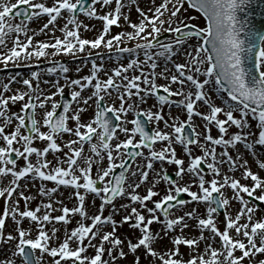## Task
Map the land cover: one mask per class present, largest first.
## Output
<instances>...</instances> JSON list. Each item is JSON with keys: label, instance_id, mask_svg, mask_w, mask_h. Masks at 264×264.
Masks as SVG:
<instances>
[{"label": "snow or ice", "instance_id": "6c2138e0", "mask_svg": "<svg viewBox=\"0 0 264 264\" xmlns=\"http://www.w3.org/2000/svg\"><path fill=\"white\" fill-rule=\"evenodd\" d=\"M147 3L145 9L138 0H91L87 7L85 0H51V3L0 0V46L7 48V41L12 38L11 48L0 51V63L5 67L9 62L21 66L22 61H39L41 57L61 54L75 58L78 53L87 52L88 56L103 58L100 52L92 51L102 46L109 53L115 52L117 56L128 53L130 57L127 64L111 69L110 75L105 72L107 78L103 80L98 73L104 65L93 60L89 75L78 79L64 75V85L59 80L44 81L55 88L47 94L39 86L41 74L36 71L31 72V78L20 81L25 91L4 94L10 91L9 84L16 80L15 76L3 84L0 182L8 180V184L0 188V197L4 198L0 242L10 245V255L0 260V264H17V258L19 264H117L129 255L131 264H142L143 257L150 258L149 264H264V177L260 175L264 172V30L256 28L247 15L244 18L238 15L252 0H160L159 3L147 0ZM96 5H100L101 12ZM130 5L138 13L136 22L130 19ZM189 9L203 16L204 26L193 23L197 17ZM77 12L103 22L95 39L81 37L80 28L88 30V25L78 20ZM42 17H47L46 22L32 29L30 24ZM17 18L18 23L14 22ZM121 18L131 31L105 39L112 26H120ZM58 19L66 20L59 28L63 38L54 35ZM49 25L53 27L49 29ZM46 29L53 32L51 40L34 42L36 35L47 34ZM29 32L32 34L28 35ZM165 34L168 42H161ZM126 40L136 43L133 47H121ZM181 53L187 59L175 62L173 56ZM141 54L143 59L139 58ZM161 57L171 62L172 68L165 65L157 73V60ZM49 63L51 66L46 69L49 75L70 71L63 63L55 60ZM145 67L151 71L145 73ZM130 69H138L140 74L129 76ZM158 76L167 83L158 84ZM33 81L37 82L35 86ZM65 87L73 89L71 98L77 105L74 109L69 102L61 105L54 99L63 96ZM86 88L91 92L83 96ZM217 95L222 97L221 104L215 101ZM148 98H154L156 103L152 108L141 109L139 105L147 103ZM21 101L19 111L13 112L11 105ZM90 105H94L93 115L82 122L81 113ZM173 106L186 118L173 115ZM61 107L62 111H58ZM38 109L43 110L39 118ZM220 114L226 119H221ZM194 117H199L202 125L196 124ZM70 120L75 122L73 126H69ZM148 125L153 127L148 129ZM213 126L218 129L217 137L211 134ZM232 126L237 131L229 134L228 128ZM9 127L12 130L6 131ZM198 127L203 131H197ZM119 133L124 134L123 140ZM65 135L69 139L63 145L57 143ZM37 140L45 142V146H34ZM158 142L161 146L156 150ZM174 145L182 147L187 162L178 157ZM193 146L200 155L193 154ZM217 146L222 148L219 154ZM62 147L68 151L53 164L47 159L48 154L59 153ZM229 149H235L236 154ZM249 154L259 171H252L246 158ZM33 155L35 162L30 159ZM20 159L22 165L18 164ZM156 162L161 165L159 170L154 167ZM165 164L175 166V178L168 174ZM225 166L227 170L222 171ZM237 171L240 179L229 175ZM150 173H155L153 179ZM27 179L54 182L56 187L39 188L41 196L51 197L61 185L74 189L76 205L57 209L50 199L30 209L28 202L33 197L18 191L26 187L20 181ZM241 179H250L252 183L242 184ZM161 182L167 187L157 191ZM142 185H148L143 195L137 192ZM89 194L93 196V204L97 198L100 200L97 212L92 215L85 204ZM184 194L190 200L183 199ZM118 198H126L128 203L117 206ZM20 200L24 201L23 210ZM233 200L239 204L234 216L227 211ZM189 203L198 207L185 210ZM199 206L203 207V213ZM41 208L44 212L38 215ZM106 208L111 209L108 215H104ZM219 210H224L223 231L217 226ZM53 211L62 214L53 217ZM73 215L80 218L77 226L70 234L65 232L58 246H52L58 230L53 227L49 234L45 225L52 221L66 225ZM117 215L119 220L115 218ZM9 218L13 228L5 233ZM25 220L29 221V227L22 226ZM154 224L160 225L159 231L153 229ZM125 225L132 231L118 234V229ZM191 229H195L194 235L186 232ZM166 238L167 243H162ZM217 242L219 247H214ZM181 246L188 249L186 260L182 258ZM88 248L94 249V254L86 255ZM105 255L108 259H104Z\"/></svg>", "mask_w": 264, "mask_h": 264}, {"label": "rangeland", "instance_id": "374dc122", "mask_svg": "<svg viewBox=\"0 0 264 264\" xmlns=\"http://www.w3.org/2000/svg\"><path fill=\"white\" fill-rule=\"evenodd\" d=\"M159 2H160V0H157V3H159ZM49 3H51V2H49ZM138 3H139V5H140L141 8H145V9H147V7L149 6L148 3H147V0H138ZM185 6L187 7V5H185ZM95 7L97 8V11H98V12H101L100 5H96ZM130 7H131V12L129 13V15H130V19H131L133 22H136V21L138 20V13H136L134 7H132L131 5H130ZM103 11H107V9H104ZM189 12H191L192 16H195V17L199 18V24H197V20H194V21H193L194 24H197V25H199V26H204L203 19L200 17V15H199L197 12H195V11H193V10H191V9H189ZM79 16H80V17H79ZM78 20H79V21H82L84 25H88V27H89V26H95V25L97 24V26H95V29H94V27H91V28H93V29L90 28V29H88V30H85L84 33L81 32V31H82V27H81V28H80V29H81V30H80V33H82V34H80V35H81L82 38L92 40V39H95V38L100 34V31H101L102 26H103V22H102L101 20H99V19H90V18L84 16L82 13H79V14H78ZM65 21H66V20H65ZM14 22L18 23V20L16 19ZM119 24H120L119 27H117V26H112V28H111V30H110V34H109V36L105 37V39H108V38H110V36H114V35H116L117 33H119V32H123V31H125V30H129V31H131V29L128 28L127 24L124 22V20H123L122 18H121ZM69 26H70L69 28L72 27V25H69ZM97 31H98V32H97ZM31 34H32L31 32L28 33V35H31ZM97 34H98V35H97ZM58 36H59V35H58ZM58 36H57V37H58ZM20 38L23 40V39H24V36H22V37H20ZM163 42H168V39L165 40V41H163ZM135 43H136L135 41H127V40H126V41H125L123 44H121L120 46H121V47H125V46H127V47H133ZM10 48H11V47H10ZM97 52H100V53H101V56H102L103 58L98 57V56H95V55H93V56H88V55H87V52H85V53H79V54H78V57H76L75 59L71 58V60H67V61H62V62H60V63H63V64H65L66 66L69 67L70 71H69L67 74H59V75H57V76L49 77V78L46 77V76L44 75L43 77H41L40 81L43 80L42 83L45 84L44 81H56V80H59L60 84H61V85H64V84H65V80H64V78H63L64 75H67V77L70 79L71 71H72L73 68L78 67V66L81 65V64H86V65H85V68H87V66L89 67L90 65H92V61H93V60H95V62L99 65V64L101 63V60H104L105 57H108V56H112V55H113V53H109L108 50H107L106 48H103V46H102L100 49H97ZM123 55H124V56H120V57H117V59H115L116 64H114V65L110 68V70L113 69L114 67H117L119 64H127V63H128V61H129V59H130L129 54H128V53H124ZM139 58H140V59H143V55L141 54ZM172 59H173L175 62H184V60H186L187 57L184 56V55L181 53V54L178 55V56H173ZM157 63H158V65H159L158 68H161L159 71H163L165 65H167V67H169V68H172V63H171V62H168V61H165L163 57L159 58V59L157 60ZM32 65H33V66H29V69L32 70V71H37V72H46V69H47L48 67L51 66L50 63H41V64H32ZM158 68L156 69V72H157ZM1 70H3V71L6 70V67H5V68H2V69L0 68V71H1ZM144 71H145V73H148V72H150L151 70H150L149 68L145 67V68H144ZM159 71H158V72H159ZM8 72H9V71H8ZM10 72H11V71H10ZM139 74H140V72H139L138 69H137V70H132V69H130V70L128 71V73H127V75H129V76H132V75H139ZM49 76H51V75H49ZM20 81H21V80H19V84H18V85L21 86V87H25ZM157 83H158V84H165V83H167V81H165V80H163V81L161 80V81H160V79L157 78ZM33 84H35V83L33 82ZM51 85H52V84H51ZM173 87H176V86L174 85ZM46 88H48V87H46ZM67 88H68V89L64 88V92H66V93H64V94H67V95H69V96L71 97V91H72L73 89L70 88V87H67ZM25 90H26V89H24V90H22V91H25ZM47 90H49V91L44 92L45 94H47V93H49V92H54V91H55V88L52 87L51 89H47ZM89 90H90V92H91V89H89ZM87 91H88V88H86V89L82 92V95L84 96V95L87 93ZM88 95H89V94H88ZM60 97H61V96H56V97H54V99L57 100V101H59V100H60ZM115 97H116V93H113L112 100H115ZM133 99L135 100L136 98L133 97ZM173 99L175 100V99H178V98L173 97ZM112 100H109L108 102L111 103ZM215 101H216L217 104H221V103H222V97H221L220 95H217V96L215 97ZM22 103H23V101L20 102V105H21ZM116 103H117V106H118L119 101L117 100ZM153 103H154V104L156 103L155 99H154V98H148L147 103L140 104L139 107H140L141 109H148V105H151V104H153ZM48 107L50 108V105H49ZM76 107H77V105L75 104V102L72 101L71 108L74 109V108H76ZM90 108H91L90 112H89V111H87V112L85 111L83 114H81L82 122H87V121L89 120V118L93 115V112H94V105H90ZM17 110L19 111V108H18ZM40 110H41V109H38V110H37V118L40 117V114H39ZM201 110H203V109H201ZM164 111H165V113H166V112L168 111V108L165 107ZM178 111H179V112H178ZM172 113H173V115H179V114L181 113V115H179L180 118H181V119H185V118H186V117H185V114H184L183 112H181L179 109H177L175 106L172 107ZM71 114H72V112H71V110H70L69 115H71ZM234 115H238V113H234ZM132 118H133V114L130 113V114L128 115V119L131 120ZM220 118H221V119H226V117H224L223 114H220ZM194 122H195L196 124H198V125H202V121L200 120L199 117H194ZM70 123H71V124H70ZM74 123H75L74 121H71V120H70V121H69V126H73ZM252 123H253V126L255 127V121H252ZM149 126H150V128L153 127V125H149ZM128 127L131 128L132 125L129 124ZM160 127H161V128L164 127V126H163V123L160 124ZM11 130H12V128L9 127V128H8V131H11ZM42 130H45V129H42ZM165 130H167V129H165ZM22 131H24V130L22 129ZM197 131H203V128H202V127H198V128H197ZM235 131H237V129H236L234 126L228 128V133H229V134H231V133H233V132H235ZM211 134H212L214 137H217V136L219 135V133H218V129H217L215 126H213V127L211 128ZM119 136H120V139H121V140L124 139V134H123V133H119ZM65 137H66V139H69V137H68L67 135H65L64 138H65ZM226 138H227V136H226ZM137 139H138V137H137ZM38 141H39V140H37V142H38ZM39 142H40V143H44L43 141H39ZM57 142H61V140L58 139ZM34 146H36V147H38V148H41V146H40V145L37 146V144L34 145ZM160 146H161V145H160V143L158 142V144L155 146V147H156V150H159ZM177 146L180 148V151H179L178 154H177L178 157L185 159V161L187 162V157L184 155L183 150H182V147L179 146V145H177ZM14 147H19V145H17V146L14 145ZM67 151H68L67 149H66V150H63V151H61L60 153H57V155H56V154H53V153L50 152V153L48 154V156H47V159L50 160V161H52L53 164H55L57 159H63V158H64L63 154H64V152H67ZM221 151H222V148H221L220 146H217V153L219 154ZM229 151H230L233 155L236 154V153H235V149H229ZM145 152H146V150H145ZM87 154H89V153L87 152L86 155H87ZM193 154H194V155H200L201 153H200V151H199L198 148H195V147L193 146ZM246 158L249 160V165H250V167L252 168V171H253V172H257V171H259V169L256 167V165H255V163H254V161H253L252 156L249 154V155L246 156ZM30 159L33 160V162H35V156H34V155H33L32 157H30ZM106 163H107V162L104 161V164H105V165H106ZM18 164L22 165V164H23V160L20 159V160L18 161ZM64 166H66V165H64ZM154 167H155L157 170H159V168L161 167V165H160L159 162H156V165H155ZM163 167L167 170V172H172L173 174H175V166H174V165L165 164V165H163ZM226 170H227V166H225L224 169H223L222 171H226ZM95 171H96V166L93 168V176L95 175ZM205 172H207V169L205 170ZM154 174H155V173H154ZM151 175H152V174L150 173V179H151ZM229 175H235L236 178L240 179V172H239V171H237V172H235V173H229ZM260 175H261L262 177H264V172H260ZM206 178H210V177L206 175ZM0 183H2V182H0ZM20 183H21L22 185H26V187H22V188H20V190L18 189V191H23L25 195H27V196H32V197H33V199H32L31 201L28 202V207H29L30 209H34L37 205H40V204L44 203V200H47L46 203H48L50 199H51V201H52V203H53V206H54L55 208H57V209H60L62 206H67V207H69V208H72V207H74V206L76 205V200H75V197H74V196H72V199H71V200L67 199V198L70 197V194H71V192L73 191V190H71L70 188L63 187V186L61 185V186H59L58 191L63 190V191L65 192V190H67V191H68V192L66 191L67 193H65V194L63 193V194H62V193H59V192L57 191L56 193H53V194L51 195V197H48V196H41L40 193H39V188H40L42 185H43L45 188L56 187V185L54 184V182H52V181H41V180H39V179H27V180H21ZM241 183H242V184H248V185H251L252 182H251L250 179H249V180H243V179H241ZM2 185H3V184H2ZM142 186H143V185H142ZM142 186H141V187H142ZM147 186H148V185H147ZM147 186L142 187V188L140 187L139 189H137V192H139V193L142 194V195L145 194V193H146V187H147ZM165 187H167V185L164 184L163 182H161V184L157 186L156 190H157V191H162V189L165 188ZM0 188H2V187H0ZM3 188H4V187H3ZM192 190L195 191V190H196V187L193 186ZM225 191H226L227 195L231 196V191H230V190H227V189H226ZM69 193H70V194H69ZM257 194H259V191H258ZM54 195H59V197L56 199ZM60 195H61V196H60ZM14 196H15V193H14ZM92 197H93V196H92L91 194H89V195L86 197L85 204H86V207H87V208L91 206L90 203H89L88 201H89L90 198H92ZM16 198H18V197H16ZM58 199H59V200H58ZM57 201H61L62 203H56ZM97 201H99V200H97ZM124 201H125V202H124ZM87 203H89V204H87ZM121 203H128V201H127L126 199H123V200H122V199H119V200L116 201L117 206H119V204H121ZM99 204H100V203H99ZM99 204H98V206H99ZM194 205H196V204H194V203H189V204L185 205V210H190ZM98 206H97L96 208H92V209L88 212L89 215L95 214V213L97 212V210H98ZM149 206H151V204H149ZM3 207H4V198H3V197H0V213H2ZM20 207H21V210H23V208H24V201H23V200H20ZM238 208H239V204H238L236 201L233 200L232 203H231V207L228 208L227 211H228L230 214H232V215L234 216L235 213H236V211L238 210ZM199 210H200L202 213H203V211H204V209L201 210L200 208H199ZM110 211H111L110 208H106V209H105V213H104V215H108ZM43 212H44V209L41 208V212L38 213V215H42ZM61 214H62V212H60V211H53V212L51 213V215H52L53 217L58 216V215H61ZM70 215H71V214H70ZM257 215H258L257 217H259V216L261 215V213L258 211ZM115 218H116L117 220H119V219H120V216L117 215ZM76 219L79 220V219H80L79 216H78V215H73V216H71V220H70V222H69L68 224H66V225H65L64 223H56V221H52L51 223H48V224L45 225L46 230H49V234H51V233H50V230H51L53 227H55V228L58 230V231L56 232V239H54L53 241H51L52 246H58L59 243L62 242V240L64 239V236H65V232H66V231L70 234L71 230L77 226V224L75 223ZM216 219H217V226L220 228L221 231H223V229H224V215L222 216V215H218V214H216ZM25 221H27V220H25ZM10 223H12V222H11V220H10V218H9V219L6 221L5 233L9 232V228H8V227H9ZM85 223H86V224H87V223H91V221H86ZM153 229L156 230V231H159V229H160V225H156V224H154V225H153ZM105 230H110V228H106ZM131 231H132V230H131L130 228H128L127 225H125L123 228L118 229V234H122V235H123V234H127V233H129V232H131ZM186 232H188L189 234L194 235V234H195V229L186 230ZM205 235H209V233L205 232ZM34 237H35V235L33 236V238H34ZM217 240H218V238H217ZM94 243H95V242H94ZM162 243H167V238H166L165 241L162 242ZM85 244H87V240L85 241ZM6 245H7L6 243H3V242H2V245H1V251H0V257L3 256V252H2V250L6 248ZM159 246H160V245H157V247H159ZM168 246L170 247V245H168ZM213 246H214V247H219V243L217 242V243H215ZM72 247L74 248V247H75V244H73ZM105 247H107V245H105ZM201 248H203V244L201 245ZM180 251L184 254L183 257H182L183 259L186 260V259L189 258V253H188V249H187L186 246H181ZM85 254H86V255H92V254H94V249H92V248H88V251H87V253H85ZM192 255H195V253H193ZM237 255H239V253H237ZM49 259H50V258H49ZM104 259H108L107 255H105ZM131 259H132V258H131ZM131 259H130L129 261H127V262H126V261L123 262V264H131V263H130ZM149 260H150V258H148V257H143V258H142V264H149ZM122 261H124V260H122ZM118 263H122V262L118 261ZM62 264H63V262H62Z\"/></svg>", "mask_w": 264, "mask_h": 264}, {"label": "bare ground", "instance_id": "6f19581e", "mask_svg": "<svg viewBox=\"0 0 264 264\" xmlns=\"http://www.w3.org/2000/svg\"><path fill=\"white\" fill-rule=\"evenodd\" d=\"M191 13V12H190ZM192 15V14H191ZM200 15V14H199ZM201 16V15H200ZM197 20V24H199V18H197L196 19ZM39 21H41V20H39V19H37L35 22H39ZM42 23L43 22H39V23H32V24H30V27L32 28V29H37V28H39V27H41L42 26ZM65 25V22H61V21H57L56 22V31L54 32V35L55 36H58V37H61V38H63V33L61 32V31H59V28H61V27H63ZM95 26H97V24L95 25ZM95 26H89L88 27V29H90L91 27H94V29H95ZM53 26L52 25H49V29H51ZM70 27V26H69ZM91 29H93V28H91ZM81 30V29H80ZM125 31H129V30H125ZM45 32H47V34L45 35V34H38V35H36L35 37H34V42L35 41H49V40H51V37L53 36V32H51V31H49V30H45ZM82 33H84L85 32V29L82 27V31H81ZM98 32V31H97ZM30 33V32H29ZM82 33H80V34H82ZM98 35V34H97ZM23 35H21V37H22ZM12 46V38L10 37L9 39H8V41H7V48H5L4 46H0V51H3V52H6L10 47ZM48 51L49 52H51L52 50L51 49H48ZM93 52H97V49H95V50H92ZM79 54V53H78ZM78 54H77V56L76 57H78ZM122 56H124V55H122ZM75 57V58H76ZM109 57H111V58H109ZM117 57H120V56H117L116 54H115V52H113V55L112 56H108V57H105L104 58V60H101V63L100 64H103L104 65V69L100 72V73H98V76H99V78L101 79V80H103V79H106L107 77H106V75H105V72H107V74H111V70H110V68L114 65V64H116V61H115V59H117ZM71 58H73L72 56H68V55H63V54H61V55H59V56H55V57H48V58H44V57H41L40 58V60L39 61H37V60H35V59H33V60H31V61H22L21 62V66H14L13 64H12V62H9V64H8V66L7 67H10L11 69H14V68H20V67H27L28 65H31V64H41V63H49V60H55V61H57V62H62V61H67V60H71ZM75 58H73V59H75ZM85 65L86 64H81V65H79L78 67L80 68V71L79 72H77L76 71V68L77 67H75V68H73L72 69V71H71V76H70V79H78V78H81V77H83V76H86V75H89L90 73H91V65L88 67L87 66V68H85ZM0 67H5L2 63H0ZM161 68H158V70H157V73H160L161 71H159ZM159 71V72H158ZM40 74H41V77H43L44 75L46 76V77H54V76H57L56 74H52L51 76H49V74L47 73V72H39ZM12 76H15L16 77V80L14 81V82H11L10 84H9V87H10V91H8V92H5L4 94L5 95H11L12 93H14V92H16L17 90H20V91H22V90H24V88L23 87H21V86H19L18 84V82H19V78L21 77V75H15L14 73H11V74H6V75H0V91H3V88H2V86H3V84H5V83H9V80H10V77H12ZM23 76H28V77H30L31 78V73H28V74H23ZM158 78H159V76H158ZM160 79V81L162 80H164V79H162V78H159ZM43 82V80H41L40 82H39V86H40V88L44 91V92H47V91H49V90H47V89H51L53 86L51 85V83H49V84H43L42 83ZM34 83L36 84L37 82L36 81H34ZM35 84H34V86H35ZM46 87H48V88H46ZM66 89H68L67 87H65ZM65 93V92H64ZM88 94H90V90L88 89V91H87V93L84 95V96H87ZM154 105V103L153 104H151V105H148V109L149 108H152V106ZM49 106V105H48ZM18 108H20V102H17L15 105H11V110L13 111V112H16V111H18L17 109ZM90 110H91V108H90V106L89 107H87V109H86V112L87 111H89L90 112ZM153 111H155L156 109L155 108H153L152 109ZM43 112V110H40V112H39V114H41ZM179 112V111H178ZM84 113V112H83ZM83 113H81V114H83ZM167 113V112H166ZM179 115H181V113L179 114ZM130 128V127H129ZM6 131H8V128L6 129ZM67 139H66V137L65 138H63V140H61V142H57V143H60L61 145H63V143L66 141ZM3 142L2 141H0V144H2ZM37 144V146H41V148L42 147H44L45 146V142L44 143H40L39 141L37 142V141H34V145H36ZM17 146V145H16ZM175 147H176V151H177V154H178V152L180 151V148L177 146V145H174ZM67 148H64V147H62V151L63 150H66ZM88 151H87V147H85V154L87 153ZM60 153V152H59ZM236 153V152H235ZM56 155H57V153H55ZM155 165H156V163H155ZM154 165V166H155ZM152 175H151V179H153L154 178V176H155V174L154 173H151ZM3 184V185H2ZM7 184H8V180H4V182H2L1 184H0V187H5V186H7ZM161 184V183H160ZM159 184V185H160ZM145 186H147V185H143L142 187H145ZM158 186V185H157ZM141 187V188H142ZM20 190V189H19ZM59 193H65L63 190H60V191H58ZM55 196V198L57 199L58 197H59V195H54ZM61 196V195H60ZM59 200V199H58ZM98 200V198L95 200V204H93L92 203V201H93V198H91V200H90V203L91 204H93L94 206H98V204L100 203L99 201H97ZM97 201V202H96ZM47 202V200H44V203H46ZM125 202V201H124ZM193 207H198L197 205H194ZM192 207V208H193ZM199 208L202 210L203 209V207L202 206H199ZM87 210H88V212L90 211V209L89 208H87ZM258 213V212H257ZM258 216V215H257ZM77 219H76V221H75V223L77 224ZM86 222V221H85ZM243 222V221H242ZM23 227H29V221L27 220V221H24L23 222V225H22ZM9 231H11L12 230V228H13V224L12 223H10V225H9ZM36 234V229L35 228H33V233H32V235L34 236ZM9 247H10V245L9 244H7L6 245V248L5 249H3L2 250V252H3V256L2 257H0V260H2V259H4L6 256H8V255H10V252L8 251V249H9ZM126 250V249H125ZM132 258V256L131 255H129L128 256V258L126 259V260H124V261H120V262H122V263H118L117 262V264H123V262H127V261H129L130 259ZM132 260V259H131ZM130 263H131V261H130ZM17 264H19V259L17 258Z\"/></svg>", "mask_w": 264, "mask_h": 264}, {"label": "water", "instance_id": "95a60500", "mask_svg": "<svg viewBox=\"0 0 264 264\" xmlns=\"http://www.w3.org/2000/svg\"><path fill=\"white\" fill-rule=\"evenodd\" d=\"M241 18L245 15L252 21L256 28L264 30V0H252L244 12L238 14Z\"/></svg>", "mask_w": 264, "mask_h": 264}]
</instances>
